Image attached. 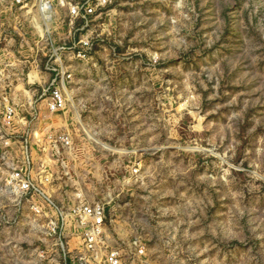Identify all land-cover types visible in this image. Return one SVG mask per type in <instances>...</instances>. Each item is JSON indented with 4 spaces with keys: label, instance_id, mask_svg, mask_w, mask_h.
Masks as SVG:
<instances>
[{
    "label": "rangeland",
    "instance_id": "rangeland-1",
    "mask_svg": "<svg viewBox=\"0 0 264 264\" xmlns=\"http://www.w3.org/2000/svg\"><path fill=\"white\" fill-rule=\"evenodd\" d=\"M112 261L264 264V0H0V264Z\"/></svg>",
    "mask_w": 264,
    "mask_h": 264
},
{
    "label": "crops",
    "instance_id": "crops-1",
    "mask_svg": "<svg viewBox=\"0 0 264 264\" xmlns=\"http://www.w3.org/2000/svg\"><path fill=\"white\" fill-rule=\"evenodd\" d=\"M42 74V73H41ZM48 74V73H47ZM46 73H44V78L43 77H41V76H39V77H41V78H43L45 81H49L50 80V77H52V75L49 73L48 75H47ZM40 112V116H39V123L41 122V124L43 123V121H45V120H47L48 122L46 123V125H48V127H52V125L53 124H57V122L60 120V118H59V120H55V116H49V115H47V114H44V111H39ZM57 121V122H56ZM39 123H38V125H39ZM33 154V153H32ZM34 157V156H33Z\"/></svg>",
    "mask_w": 264,
    "mask_h": 264
},
{
    "label": "built area",
    "instance_id": "built-area-1",
    "mask_svg": "<svg viewBox=\"0 0 264 264\" xmlns=\"http://www.w3.org/2000/svg\"><path fill=\"white\" fill-rule=\"evenodd\" d=\"M57 70H55L56 72ZM52 83H55V82H52ZM54 95L53 99H52V102L50 103V107L52 110H58V109H61L63 108V99H62V96L61 94L58 95L56 90L53 91L52 93ZM25 186L29 187L28 184H24ZM99 221V220H97ZM142 251H139V253H141ZM116 262L115 261H112V264H115Z\"/></svg>",
    "mask_w": 264,
    "mask_h": 264
}]
</instances>
